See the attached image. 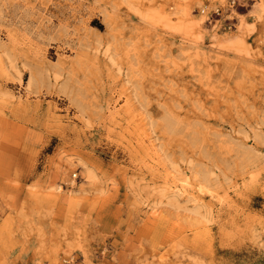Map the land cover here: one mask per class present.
I'll list each match as a JSON object with an SVG mask.
<instances>
[{"label":"rangeland","instance_id":"obj_1","mask_svg":"<svg viewBox=\"0 0 264 264\" xmlns=\"http://www.w3.org/2000/svg\"><path fill=\"white\" fill-rule=\"evenodd\" d=\"M0 264H264V0H0Z\"/></svg>","mask_w":264,"mask_h":264},{"label":"trees","instance_id":"obj_2","mask_svg":"<svg viewBox=\"0 0 264 264\" xmlns=\"http://www.w3.org/2000/svg\"><path fill=\"white\" fill-rule=\"evenodd\" d=\"M96 27H97V28H102L101 25H98V26L96 25Z\"/></svg>","mask_w":264,"mask_h":264},{"label":"built area","instance_id":"obj_3","mask_svg":"<svg viewBox=\"0 0 264 264\" xmlns=\"http://www.w3.org/2000/svg\"><path fill=\"white\" fill-rule=\"evenodd\" d=\"M217 14H219V12H216ZM75 178H76V175H75Z\"/></svg>","mask_w":264,"mask_h":264}]
</instances>
